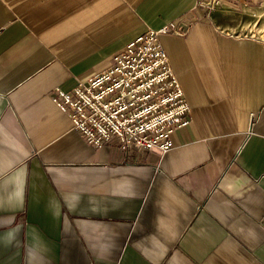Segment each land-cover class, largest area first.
Segmentation results:
<instances>
[{
	"label": "crops",
	"instance_id": "1",
	"mask_svg": "<svg viewBox=\"0 0 264 264\" xmlns=\"http://www.w3.org/2000/svg\"><path fill=\"white\" fill-rule=\"evenodd\" d=\"M207 1L0 0V264H264V40L221 14L264 0ZM171 21L188 125L165 153L94 147L54 97Z\"/></svg>",
	"mask_w": 264,
	"mask_h": 264
},
{
	"label": "built area",
	"instance_id": "2",
	"mask_svg": "<svg viewBox=\"0 0 264 264\" xmlns=\"http://www.w3.org/2000/svg\"><path fill=\"white\" fill-rule=\"evenodd\" d=\"M219 5L208 0L209 12ZM186 23L170 22L128 42L109 65L54 97L59 108L94 147L116 140L123 151L173 148L172 135L190 121L188 102L173 72L160 36L182 35Z\"/></svg>",
	"mask_w": 264,
	"mask_h": 264
},
{
	"label": "rangeland",
	"instance_id": "3",
	"mask_svg": "<svg viewBox=\"0 0 264 264\" xmlns=\"http://www.w3.org/2000/svg\"><path fill=\"white\" fill-rule=\"evenodd\" d=\"M221 14L223 16L225 23L230 24V27L227 28L228 32L233 31L236 34H242V35L246 34L264 40V31H259V32L257 31V29L260 26L264 25V16L260 18L259 23L257 24L254 23L253 25L243 27L242 25L238 24V20L241 22V18L239 14L230 15L222 10H221ZM254 19H256V17Z\"/></svg>",
	"mask_w": 264,
	"mask_h": 264
}]
</instances>
